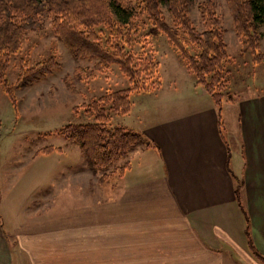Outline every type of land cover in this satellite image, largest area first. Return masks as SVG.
Wrapping results in <instances>:
<instances>
[{
  "label": "crops",
  "instance_id": "obj_1",
  "mask_svg": "<svg viewBox=\"0 0 264 264\" xmlns=\"http://www.w3.org/2000/svg\"><path fill=\"white\" fill-rule=\"evenodd\" d=\"M191 87L203 89L206 105L173 109L182 99L175 83L172 106L158 112L145 102L124 115L117 126L145 142L117 161L126 168L104 189L114 195L53 215L38 200L7 208L3 198L0 264H263L249 250L245 230L248 218L264 257V94L224 100L221 130L211 95L196 81ZM163 88L161 78L157 90ZM81 161L92 175L102 173ZM6 219H15L7 230Z\"/></svg>",
  "mask_w": 264,
  "mask_h": 264
},
{
  "label": "rangeland",
  "instance_id": "obj_2",
  "mask_svg": "<svg viewBox=\"0 0 264 264\" xmlns=\"http://www.w3.org/2000/svg\"><path fill=\"white\" fill-rule=\"evenodd\" d=\"M207 1L214 5L230 55L229 83L224 90V100L235 101L264 94V63L255 64L250 50L237 36L226 0H197L190 14L195 26L200 31L204 30L199 5ZM163 16L172 25L171 15L165 9ZM261 31L264 33V28ZM133 39L132 47L138 57L160 62V76L164 80L161 91L155 88L151 94H131L135 111L145 102L152 104L158 112L165 104L172 106L173 102L168 97L174 95L172 87L175 83L181 89L179 94L182 99L179 96L173 109L182 107L184 111H193L206 105L200 97L203 89L193 90L191 83L196 81L195 77L165 34L158 33L144 18L140 33ZM260 51L264 53V37ZM50 57L61 63V68L32 85L15 88V104L0 80V202L5 198L7 208H27L38 200L37 203L46 205L47 214L53 215L72 211L78 204L93 203L92 198L101 200V194H115L104 189L117 183V175L122 171L118 165H122L123 161L115 163L108 179L115 176L107 179L106 183L107 180H102L104 174L92 175L82 168L79 145L58 134V131L66 125L95 123L94 116L86 111V107L107 92L127 89L130 84L116 64L105 65L106 70L101 73L97 68L102 63L100 58H75L54 34L51 19L47 17L37 29L28 32L21 50L11 58L8 83L11 86L16 84L22 60L34 65ZM179 112L181 109L170 110L168 115ZM124 119V115L112 113L110 124L117 126ZM45 148H53L54 151L35 156L37 151ZM78 168L79 173H83L79 181L74 180L73 172ZM46 191L49 192L47 198ZM10 221L15 219H6L5 230Z\"/></svg>",
  "mask_w": 264,
  "mask_h": 264
},
{
  "label": "trees",
  "instance_id": "obj_3",
  "mask_svg": "<svg viewBox=\"0 0 264 264\" xmlns=\"http://www.w3.org/2000/svg\"><path fill=\"white\" fill-rule=\"evenodd\" d=\"M234 19L235 31L247 46L255 64L264 63L260 43L264 37V0H226ZM197 0H0V80L15 104L14 89L32 85L61 68L54 57L30 65L21 61L17 82L7 80L11 58L19 53L29 31L37 29L44 18L51 19L54 34L69 48L75 58L98 57L97 65L104 73L105 65H118L130 87L107 92L86 107L95 123L63 126L58 134L80 147L88 166L102 172L103 181L115 162L126 158L145 142L142 134L110 124L112 113L127 115L132 110L131 94L151 91L161 86L160 62L138 57L133 38L140 33L144 18L158 33L166 35L169 44L178 50L189 72L221 108L224 90L229 83L230 55L214 5H199L204 30L200 31L190 17ZM163 9L172 18V25L163 16ZM96 78L95 75L92 76ZM45 148L38 154H50ZM124 166L121 170H124ZM110 176V175H109ZM239 187L241 183L237 182ZM236 197L241 205L239 187ZM246 236L252 255L264 264L256 249L246 220Z\"/></svg>",
  "mask_w": 264,
  "mask_h": 264
}]
</instances>
